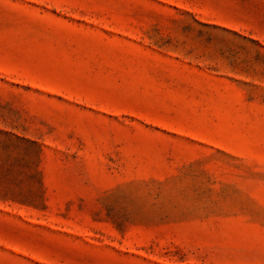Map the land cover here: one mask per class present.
Returning <instances> with one entry per match:
<instances>
[{"label": "rangeland", "instance_id": "1", "mask_svg": "<svg viewBox=\"0 0 264 264\" xmlns=\"http://www.w3.org/2000/svg\"><path fill=\"white\" fill-rule=\"evenodd\" d=\"M0 264H264V0H0Z\"/></svg>", "mask_w": 264, "mask_h": 264}]
</instances>
